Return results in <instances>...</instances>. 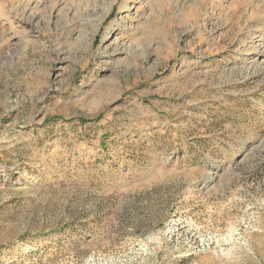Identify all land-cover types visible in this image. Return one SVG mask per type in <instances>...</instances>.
<instances>
[{
    "label": "rangeland",
    "instance_id": "1",
    "mask_svg": "<svg viewBox=\"0 0 264 264\" xmlns=\"http://www.w3.org/2000/svg\"><path fill=\"white\" fill-rule=\"evenodd\" d=\"M0 264H264V0H0Z\"/></svg>",
    "mask_w": 264,
    "mask_h": 264
}]
</instances>
